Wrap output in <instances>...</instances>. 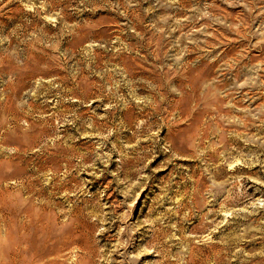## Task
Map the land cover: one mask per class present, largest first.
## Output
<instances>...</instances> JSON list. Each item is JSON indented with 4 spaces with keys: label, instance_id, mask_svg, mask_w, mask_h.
<instances>
[{
    "label": "rangeland",
    "instance_id": "rangeland-1",
    "mask_svg": "<svg viewBox=\"0 0 264 264\" xmlns=\"http://www.w3.org/2000/svg\"><path fill=\"white\" fill-rule=\"evenodd\" d=\"M49 225L61 264H264V0H0V264Z\"/></svg>",
    "mask_w": 264,
    "mask_h": 264
},
{
    "label": "bare ground",
    "instance_id": "bare-ground-1",
    "mask_svg": "<svg viewBox=\"0 0 264 264\" xmlns=\"http://www.w3.org/2000/svg\"><path fill=\"white\" fill-rule=\"evenodd\" d=\"M62 245L63 238L60 234H52V229L49 225L44 240V248L42 250L36 249L33 254H31V256H26L27 258L22 256V254L19 252L18 254H15L17 257H19L18 259H13L10 262L1 264H39L38 260L40 259H43L42 264H61V260L59 258L62 252ZM217 251L219 254L220 251Z\"/></svg>",
    "mask_w": 264,
    "mask_h": 264
}]
</instances>
